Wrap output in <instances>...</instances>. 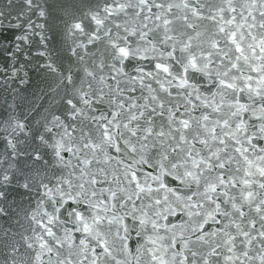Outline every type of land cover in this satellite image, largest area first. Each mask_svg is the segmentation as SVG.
<instances>
[{
    "label": "snow or ice",
    "instance_id": "6c2138e0",
    "mask_svg": "<svg viewBox=\"0 0 264 264\" xmlns=\"http://www.w3.org/2000/svg\"><path fill=\"white\" fill-rule=\"evenodd\" d=\"M51 7L0 8V56L14 74L31 62L35 37L48 39L37 21ZM64 11L88 43L123 28L107 57L116 76L104 92L88 68L44 65L66 107L43 131L40 121L12 127L13 139L27 129L38 141L25 153L29 171L11 160L20 141L0 152V264H264V0H103ZM112 17L123 23L109 27ZM58 165L72 170L49 175Z\"/></svg>",
    "mask_w": 264,
    "mask_h": 264
},
{
    "label": "water",
    "instance_id": "95a60500",
    "mask_svg": "<svg viewBox=\"0 0 264 264\" xmlns=\"http://www.w3.org/2000/svg\"><path fill=\"white\" fill-rule=\"evenodd\" d=\"M14 2H18V0H14ZM6 3L7 0H0V8H3ZM41 3L45 4L46 10L48 5L52 6L50 10L51 15L37 21L45 25L43 29H37V31L47 36L48 39L41 43L40 37H35V42L31 45L30 49L32 55L28 57V60L31 62L28 63L25 68L20 69L18 73L14 74L13 67L9 65L8 60L0 56V68L5 70L0 71V137L4 138L0 139V152L10 153L12 149L9 146V141L12 143L20 141L21 143H17V151L20 152V155L12 156L11 160L17 167L22 168L25 172L29 171L26 165H33V160L25 153L31 152L38 141L30 140V133L27 129L23 132L18 131L15 133L16 139H13V137L9 135L12 131V127L18 122L25 123L29 127L37 126L36 122L40 121V130L43 131V124L51 121L53 115H60L61 119H63V112L66 107V104L61 101L60 95L49 91L48 85L52 81V74L46 70L44 65L56 61L57 64L65 68L71 63L74 70L78 68L81 70L88 68L95 73V79L91 77L88 78L92 80L93 86L97 89L102 88L104 92H107V85L114 83L111 77L116 76V72L110 67L114 61L107 57L112 51V44H121V46H123L121 38L125 35L123 28L116 30L111 24L112 19H115L116 23H123L122 17L110 18L106 23L109 27H113V30L107 35L100 33L101 39L96 40L94 43H88L84 35L78 32L73 33L69 30L73 21L71 16L65 13L64 6H68L69 13L75 12L76 15H79L77 8L87 11L89 7H95L97 4H100L102 8L103 0H41ZM73 5L76 7H72ZM33 20H37V17L33 16ZM66 21L67 24L65 23ZM92 27H95L94 22ZM129 27L131 28L132 26L130 25ZM133 39L136 38L129 37V43H131ZM40 52H43L44 56H39L38 53ZM81 57L83 59H81ZM101 61H104L103 65ZM23 63H25V58L21 56L19 63L15 64V67L19 68V64ZM125 63L127 64V61H125ZM142 63L146 64L147 62L142 61ZM37 65H39V67ZM145 70L147 71V68H145ZM125 71H132V68L129 67L125 69ZM133 74L135 73L133 72ZM81 75H83L82 71ZM101 77H105L103 83L100 82ZM121 78L127 79V77ZM85 90H88L87 85H85ZM45 93H47V95ZM93 99L95 98L93 97ZM48 126L52 127L50 123ZM53 131L56 132L57 129H53ZM72 135L75 139L79 138L78 132H73ZM59 139L60 136H54L52 143H55V141ZM65 139H67V137H65ZM45 153H51V149H46ZM65 158L66 160L71 159V153L65 154ZM7 159L8 157L6 156H0V160ZM45 160L51 162L52 156L45 154ZM72 164H76L75 159H72ZM4 167H7V164H5ZM71 170L70 167L61 168L58 165L56 168H49L48 174L51 175L55 173L59 175L61 171L66 174ZM53 183H55V181H53ZM42 191L43 190L38 189V187L34 189L32 193L27 194L29 198L24 199L21 206L31 211L32 208L35 207V200L42 198L40 195ZM25 195L24 190L19 189L12 192L11 198L19 202ZM30 203L31 208H28ZM51 210V206L48 204H45L42 209V211L48 212H51ZM61 211H63V209ZM23 216L24 213L21 212V217ZM21 223L27 227L29 221L27 219H21ZM14 227L17 232H23V228L19 226ZM65 227L72 229L73 225L68 223ZM27 234L31 235V233ZM57 234L63 236V230H59ZM73 234L79 235L78 233ZM63 251L67 255L69 250L65 248ZM71 252L73 254L72 259H75L76 254L79 253V248L73 246ZM118 258L122 257L118 254ZM43 259L46 261L47 255H45ZM132 264H135L134 260Z\"/></svg>",
    "mask_w": 264,
    "mask_h": 264
}]
</instances>
